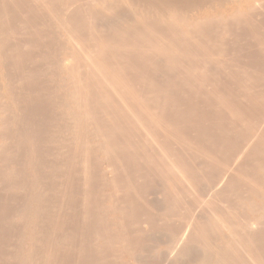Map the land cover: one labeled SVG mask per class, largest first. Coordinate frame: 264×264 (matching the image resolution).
<instances>
[{"label":"rangeland","instance_id":"1","mask_svg":"<svg viewBox=\"0 0 264 264\" xmlns=\"http://www.w3.org/2000/svg\"><path fill=\"white\" fill-rule=\"evenodd\" d=\"M117 1L0 0V264H264V0Z\"/></svg>","mask_w":264,"mask_h":264},{"label":"bare ground","instance_id":"2","mask_svg":"<svg viewBox=\"0 0 264 264\" xmlns=\"http://www.w3.org/2000/svg\"><path fill=\"white\" fill-rule=\"evenodd\" d=\"M35 1H36V0H35ZM58 1H59V0H58ZM83 1H84V0H83ZM100 1H101V0H100ZM116 1H117V0H116ZM129 1H130V0H129ZM131 1H132V0H131ZM153 1H154V0H153ZM48 2H50L49 5H51L52 1H48ZM55 2H56V1H55ZM55 2H54V3H55ZM77 2H78V0H77ZM91 2H92V1H91ZM94 2H95V1H94ZM103 2H104V1H103ZM105 2H106V1H105ZM117 2H118V1H117ZM121 2H122V1H121ZM145 2L148 3L147 1H145ZM151 2H152V1H151ZM155 2H156V0H155ZM82 3H83V2H82ZM85 3H86V1H85ZM107 3H108V1H107ZM107 3H106V4H107ZM109 3H110V2H109ZM109 3H108V4H109ZM111 3H113V1H111ZM135 3H136V2H135ZM46 4H48V3H46ZM67 4H69V3H67ZM67 4L65 5V7L63 6L64 9L66 8V6H69V5H67ZM70 4H75V1L72 2V3H70ZM78 4H79V3H78ZM104 4H105V3H104ZM255 4H256V3H255ZM255 4H254V5H255ZM53 5H55V4H53ZM53 5H52V6H53ZM56 5H58V4H56ZM79 5H80V4H79ZM118 5H120V3H118ZM125 5H126V3H125ZM133 5H134V4H133ZM71 6H72V5H71ZM71 6H70V8H72ZM77 6H78V5H77ZM106 6H107V5H106ZM109 6H110L109 8H111L113 5L111 6V5L109 4ZM257 6H258V5H257ZM257 6H256V7H257ZM50 7H51V6H50ZM75 7H76V6H75ZM114 7H115V6H114ZM116 7H118V6H116ZM136 7H137V6H136ZM149 7H150V6H149ZM212 7H213V5H212ZM254 7H255V6H254ZM70 8H69V9H70ZM78 8H79V7H78ZM123 8H124V4H123ZM66 9H67V11L69 12L68 7H67ZM72 9H73V8H72ZM106 9H107V8H106ZM111 9H113V8H111ZM117 9H118V8H117ZM51 10H52V9H51ZM55 10H56V9H55ZM70 10H71V9H70ZM75 10H76V9H75ZM128 10H129V9H128ZM143 10H144V9H143ZM148 10H149V9H148ZM156 10H157V9H156ZM53 11H54V10H53ZM53 11H52V12H53ZM65 11H66V10H65ZM115 11H116V10H115ZM115 11H114V12H115ZM152 11H154V10H152ZM50 12H51V11H50ZM124 12H125V11H124ZM154 12H156V11H154ZM160 12H162V11H160ZM57 13H58V10H57ZM100 13H101V12H99V14H100ZM156 13H157V12H156ZM59 14H60V13H59ZM115 14H116V13H115ZM128 14H129V13H128ZM148 14H149V13H148ZM157 14H158V13H157ZM187 14H188V13H187ZM69 15H70V14H69ZM69 15H68V16H69ZM101 15H102V14H101ZM121 15H122V14H121ZM126 15H127V14H126ZM138 15H139V14H138ZM154 15H155V14H154ZM163 15H164V13H163ZM175 15H176V14H175ZM59 16H60V15H59ZM68 16H67V18H68ZM96 16H97V15H96ZM116 16H117V14H116ZM123 16H124V15H123ZM127 16H128V15H127ZM144 16H145V15H144ZM144 16H143V17H144ZM177 16H178V15H177ZM177 16H175V17H177ZM179 16H181V15H179ZM219 16H220V14H219ZM143 17H142V18H143ZM149 17H150V16H149ZM149 17H148V18H149ZM170 17H171V16H170ZM182 17H183V15H182ZM186 17H187V16H186ZM220 17H221V16H220ZM222 17H223V16H222ZM236 17H237V16H236ZM239 17H240V16H239ZM239 17H238V19H239ZM0 18H1V17H0ZM70 18H71V16H70ZM121 18H122V17H121ZM144 18H145V17H144ZM146 18H147V17H146ZM146 18H145V19H146ZM180 18H181V17H180ZM62 19H63V18H62ZM152 19H154V18L152 17ZM152 19H151V20H152ZM178 19H179V18H178ZM181 19H184V17L181 18ZM216 19H217V18H216ZM240 19H242V18H240ZM67 20H69V19H67ZM118 20H119V19H118ZM146 20H147V19H146ZM151 20H150V21H151ZM170 20H172V22H171L172 25H174V24L176 23V22L174 21L173 17H172V19H170ZM184 20H186V19H184ZM212 20H213V18H212ZM212 20H211V22H212ZM221 20H222V19H221ZM144 21H145V20H144ZM148 21H149V20H148ZM199 21H200V20H199ZM70 22H71V21H70ZM155 22H156V21H155ZM173 22H174V23H173ZM196 22H197V21H196ZM204 22H205V21H203V23H204ZM208 22H209V21H208ZM157 23H158V22H157ZM171 23H170V24H171ZM185 23H186V22H185ZM203 23H202V25H203ZM209 23H210V22H209ZM0 24H1V23H0ZM2 24H3V23H2ZM67 24H68V23H67ZM135 24H136V23H135ZM152 24H153V23H152ZM154 24H156V23H154ZM194 24H195V23H194ZM63 25H64V24H63ZM71 25H73V24H70V26H71ZM75 25H76V23H75ZM65 26H66V24H65ZM140 26H141V24H140ZM168 26H169V25H168ZM175 26H177V25H175ZM175 26H174V27H175ZM193 26H194V25H193ZM198 26H200V25H198ZM0 27H1V25H0ZM53 27H54V26H53ZM138 27H139V26H138ZM150 27H151V26H150ZM163 27H164V26H163ZM178 27H179V26H178ZM195 27H196V26H195ZM54 28H55V27H54ZM71 28H73L74 32H76V30H75L74 27H71ZM143 28H144V27H143ZM152 28H153V27H152ZM155 28H156V26H155ZM192 28H194V27H192ZM199 28H200V27H199ZM65 29H66V28H65ZM67 29H68V27H67ZM145 29H146V28H145ZM153 29H154V28H153ZM179 29H180V28H179ZM189 29H190V28H189ZM196 29H197V28H196ZM0 30H2V29H0ZM71 30H72V29H71ZM139 30H140V29H139ZM166 30H167V29H166ZM4 31H6V30L4 29ZM133 31H134V30H133ZM145 31L147 32V30H145ZM168 31H169V30H168ZM2 32H3V31H2ZM6 32H7V31H6ZM128 32H129V29H128ZM177 32H178V31H177ZM180 32H181V31H180ZM152 33H153V32H152ZM169 33H170V32H169ZM60 34H61V33H60ZM129 34H130V33H129ZM173 34H175V33H173ZM143 35H144V34H143ZM143 35H142V36H143ZM150 35H151V34H150ZM176 35H177V34H176ZM182 35H183V34H182ZM69 36H70V35H69ZM71 37H72V35H71ZM73 37H74V36H73ZM142 38H143V37H142ZM65 39H66V38H65ZM75 39H76V38H75ZM78 39H79V38H78ZM74 41H75V40H74ZM74 46H76V45H73V46H72V49H73ZM62 47H63V46H62ZM67 47H68V46H67ZM69 48H70V47H69ZM75 48H76V47H75ZM158 48L161 49V47H158ZM76 49H77V48H76ZM77 50H78V49H77ZM86 50H87V49H86ZM115 50H116V49H115ZM156 50H157V49H156ZM161 50H162V49H161ZM73 51H74V50H73ZM116 51H117V50H116ZM158 51H159V50H158ZM91 52H92V50H91ZM122 52H123V51H122ZM159 52H160V51H159ZM72 53H73V52H72ZM112 53H114V51H113ZM116 53H117V52H116ZM123 53H124V52H123ZM73 54H75V53H73ZM88 54L90 55V53H88ZM92 54H93V53H92ZM92 54H91V55H92ZM95 54H97V53H95ZM77 55H78V54H77ZM121 55H122V53H121ZM72 56H73V55H72ZM97 56H98V55H97ZM102 56H103V58H104V55H102ZM102 56H101V57H102ZM113 56H114V55H113ZM119 56H120V55H119ZM119 56H118V57H119ZM73 57H74V56H73ZM73 57H72V58H73ZM75 57H76V56H75ZM88 57H89V56H88ZM88 57H87V58H88ZM116 57H117V56H115V58H116ZM91 58H92V57H91ZM88 59H89V58H88ZM93 59H94V58H93ZM101 59H102V58H101ZM101 59H100V60H101ZM118 59H119V58H118ZM72 60H73V59H72ZM84 60H85V59H84ZM102 60H103V59H102ZM58 61H59V59H58ZM74 61H75V60H74ZM77 61H78V60H77ZM93 61H94V60H93ZM84 62H85V61H84ZM104 62H105V61H104ZM140 62H141V61H140ZM142 62H143V61H142ZM81 63H82V62H81ZM87 63H88V62H87ZM87 63H86V64H87ZM89 63H90V62H89ZM89 63H88V64H89ZM105 63H106V62H105ZM111 63H112V62H111ZM123 63H124V62H123ZM147 63H148V62H147ZM156 63H157V62H156ZM79 64H80V63H79ZM79 64H78V65H79ZM88 64H87V65H88ZM109 64H110V63H109ZM109 64H108V65H109ZM128 64H129V63H128ZM145 64H146V63H145ZM149 64H150V63H149ZM56 65H57V64H56ZM71 65H72V63H71ZM71 65H69V66H71ZM78 65H77V66H78ZM89 65H90V64H89ZM98 65H99V63H98ZM106 65H107V64H106ZM111 65H112V64H111ZM117 65H118V64H117ZM131 65H132V64H131ZM133 65H134V64H133ZM133 65H132V66H133ZM83 66H84V65H83ZM83 66H82V67H83ZM99 66H101V65H99ZM99 66H98V67H99ZM121 66H122V65H121ZM126 66H127V65H126ZM154 66H156V64H155ZM158 66H159V65H158ZM158 66H157V67H158ZM71 67H72V66H71ZM75 67H76V66H75ZM80 67H81V66H80ZM84 67H85V66H84ZM69 68H70V67H69ZM73 68H74V67H73ZM78 68H79V67H78ZM88 68H89V66H88ZM101 68H102V67H101ZM101 68H100V69H101ZM132 68H133V67H132ZM132 68H131V69H132ZM148 68H149V67H148ZM82 69H83V68H82ZM93 69H94V68H93ZM74 70H75V69H74ZM83 70H84V69H83ZM83 70H82V71H83ZM89 70H90V69H89ZM97 70H98V69H97ZM75 71H76V70H75ZM75 71H74V72H75ZM80 71H81V70H80ZM91 71H92V70H90V72H91ZM127 71H129V70H127ZM60 72H61V71H60ZM72 72H73V71H72ZM84 72H86V71H84ZM95 72H97L96 69H95V71L92 72V73L94 74ZM98 72L100 73V70H99ZM104 72H105V70L103 69V73H104ZM117 72H118V71L115 70V73H117ZM154 72H155V71H154ZM105 73H106V72H105ZM105 73H104V74H105ZM122 73H123V72H122ZM76 74H77V73H76ZM95 74H96V73H95ZM97 74H98V73H97ZM97 74H96V75H97ZM127 74H129V73H127ZM90 75H92V74L90 73ZM113 75H114V74H113ZM92 76H93V75H92ZM94 76H95V75H94ZM105 76H106V74H105ZM120 76H121V75H120ZM139 76L141 77V75H139ZM142 76H143V75H142ZM122 77L124 78V76H122ZM122 77H121V78H122ZM76 78H77V77H76ZM78 78H80V76H79ZM84 78H85V77H84ZM92 78H93V77H92ZM109 78H111V77H109ZM138 78H139V77H138ZM128 79H129V78H128ZM128 79H127V80H128ZM11 80H12V79H11ZM74 80H75V79H74ZM77 80H78V79H77ZM110 80H111V79H110ZM110 80H109V81H110ZM140 80H142V79H140ZM143 80H144V78H143ZM79 81H80V80H79ZM113 81H114V80H112V82H113ZM125 81H126V77H125ZM70 82H71V81H70ZM90 82H91V81H90ZM92 82H94V80H93ZM92 82H91V83H92ZM100 82H101V81H100ZM100 82H99V83H100ZM120 82H121V81H120ZM128 82H129V81H128ZM72 83H73V82H72ZM80 83H81V82H80ZM102 83H103V82H102ZM110 83H111V81H110ZM121 83H122V82H121ZM123 83H125V82L123 81ZM126 83H127V82H126ZM13 84H14V83H13ZM112 84H113V83H112ZM130 84H131V82H130ZM10 85H11V84H10ZM73 85H74V84H73ZM82 85H83V83H82ZM90 85H91V84H89V86H90ZM96 85H97V84H96ZM102 85H103V84H102ZM132 85H133V84H132ZM134 85H135V83H134ZM134 85H133V86H134ZM136 85H137V84H136ZM93 86H95V85H93ZM114 86L117 88L116 85H114ZM127 86H128V84H127ZM76 87H77V86H76ZM84 87H85V86H84ZM118 87H119V86H118ZM121 87L123 88V86H121ZM124 87H125V86H124ZM128 87L130 88V85H129ZM77 88H78V87H77ZM88 88H89V87H88ZM88 88H87V90H89ZM93 88H94V87H93ZM93 88H92V89H93ZM95 88H97V86H96ZM100 88H101V87H100ZM136 88H137V87H136ZM138 88H139V87H138ZM13 89H14V88H13ZM13 89H12V90H13ZM120 90H121V89H120ZM138 90H139V89H138ZM152 90H153V88H152ZM76 91H77V90H76ZM131 91H132V87H131ZM14 92H15V91H14ZM74 92H75V91H74ZM119 92H120V91H119ZM133 92H134V90H133ZM136 92H137V91H136ZM141 92H142V91H141ZM77 93H78V91H77ZM143 93H144V92H143ZM95 94H96V93H95ZM98 94H99V93H98ZM103 94H104V93H103ZM119 94H120V93H119ZM136 94L138 95V93H136ZM144 94H145V93H144ZM14 95H15V94H14ZM74 95H75V94H74ZM80 95H81V93H80ZM90 95H91V94H90ZM16 96H17V95H16ZM21 96H22V95H21ZM67 96H68V95H67ZM77 96H78V95H76V96L73 97L74 101H75L77 98L80 97V96H79V97H77ZM92 96H93V95H92ZM126 96H127V95H126ZM19 97H20V96H19ZM76 97H77V98H76ZM99 97H100V96H99ZM109 97H110V96H109ZM142 97H143V96H142ZM145 97H146V96H145ZM145 97H144V100L146 101ZM82 98H83V97H82ZM123 98H124V97H123ZM123 98H122V100H123ZM128 98H129V97H128ZM138 98H139V97H138ZM23 99H24V98H23ZM23 99H22V100H23ZM104 100H105V99H104ZM109 100H110V99H109ZM113 100H114V99H113ZM126 100H127V99H126ZM126 100H125V101H126ZM25 101H26V99H25ZM77 101H79V100H77ZM77 101H76V102H77ZM127 101H128V100H127ZM129 101H130V100H129ZM26 102H27V101H26ZM2 103H3V102H2ZM16 103H18V102H16ZM78 103H79L80 105H77V106H76L75 104H74V105L79 109L80 106L82 107V105H83L82 103H83V102L80 103V101H79ZM18 104H19V103H18ZM22 104H23V103H22ZM26 104H27V103H26ZM81 104H82V105H81ZM128 104H130V103H128ZM132 104H133V103H132ZM137 104H138V102H137ZM140 104H141V103H140ZM142 104H143V103H142ZM142 104H141V105H142ZM146 104H147V103H146ZM74 105H73V106H74ZM87 105H89V104H87ZM87 105H86V106H87ZM102 105L104 106L103 103H102ZM134 105H135V104H134ZM78 106H79V107H78ZM95 106H96V105H95ZM99 106H100V105H99ZM118 106H119V105H118ZM132 106H133V105H132ZM145 106H147V105H145ZM5 107H6V106H5ZM17 107H18V105H17ZM19 107H21V106H19ZM87 107H88V106H87ZM100 107H102V106H100ZM104 107H105V106H104ZM133 107H134V106H133ZM6 108H7V107H6ZM21 108H23V107H21ZM89 108H90V106H89ZM131 108H132V107H131ZM136 108H138V107H136ZM123 109H124V107H123ZM19 110H20V109H19ZM88 110H89V109H88ZM88 110H87V111H88ZM94 110H95V107H94ZM94 110L92 111V109H91L92 112H94ZM106 110H107V109H106ZM136 110H137V109H136ZM138 110H139V109H138ZM21 111H22V110H21ZM87 111H85V112H87ZM89 111H90V110H89ZM112 111H114V110H112ZM19 112H20V111H19ZM71 112H72V111H71ZM71 112H70V113H71ZM74 112H75V111H74ZM108 112H109V110H108L106 113H108ZM127 112H128V111H127ZM94 113H96V112H94ZM110 113H111V112H110ZM114 113H115V112H114ZM137 113H139V112H137ZM148 113H149V112H148ZM148 113H147V114H148ZM150 113H151V110H150ZM17 114H18V111H17ZM123 114H124V113H123ZM143 114H144V113H143ZM154 114H155V113H154ZM10 115H11V114H10ZM74 115H75V114H73V116H74ZM89 115H90V114H89ZM127 115H128V114H127ZM137 115H138V114H137ZM144 115H145V114H144ZM17 116H19V115H17ZM84 116H85V114L83 115V117H84ZM86 116H88V115H86ZM95 116H96V115H95ZM122 116H123V115H122ZM140 116H141V113H140ZM145 116H146V115H145ZM0 117H1V116H0ZM11 117H12V115H11ZM19 117H20V116H19ZM71 117H72V116H71ZM80 117L82 118V115H81ZM90 117H91V116H90ZM90 117H89V118H90ZM93 117H94V116H93ZM112 117H113V116H112ZM112 117H111V118H112ZM146 117H147V116H146ZM2 118H3V116H2ZM2 118H0V119H2ZM6 118H7V117H6ZM6 118H5V122H6ZM8 118H9V115H8ZM17 118H18V117H17ZM62 118H63V117H62ZM64 118H65V117H64ZM81 118H80V119H81ZM85 118H86V117H84V119H85ZM119 118H120V117H119ZM122 118H123V117H122ZM142 118H144V117H142ZM18 119H19V118H18ZM78 119H79V118H78ZM92 119H93V118H92ZM92 119L90 118L91 121H89V122H92ZM105 119H106V118H105ZM130 119H131V118H130ZM130 119H129V120H130ZM147 119H148V117H147ZM147 119H146V120H147ZM157 119H158V118H157ZM94 120L96 121V118H95ZM110 120H111V119H110ZM121 120H122V119H121ZM131 120H132V119H131ZM141 121H142V120H141ZM7 122H8V121H7ZM21 122H22V121H21ZM100 122H101V119H100ZM113 122H114V121H113ZM121 122H122V121H121ZM126 122H127V121H126ZM150 122H151V121H150ZM23 123H24V122H23ZM92 123H94V121H93ZM98 123H99V121L97 122V125H98ZM114 123H115V122H114ZM118 123H119V122H118ZM118 123H117V124H118ZM127 123H128V122H127ZM72 124H73V123H72ZM75 124H76V123H75ZM90 124H91V123H90ZM101 124H103V123H101ZM115 124H116V123H115ZM125 124H126V123H125ZM128 124H129V123H128ZM137 124H138V123H137ZM145 124H146V123H145ZM10 125H11V124H10ZM10 125H9V126H10ZM63 125H64V124H63ZM68 125H69V124H68ZM87 125H88V124H87ZM113 125H114V124H113ZM118 125H119V124H118ZM123 125H124V124H123ZM9 126H8V127H9ZM84 126H85V125H84ZM100 126H101V125H100ZM115 126H116V125H115ZM119 126H120V125H119ZM127 126H128V125H127ZM132 126H133V125H132ZM135 126H136V125H135ZM137 126H138V125H137ZM149 126H150V125H149ZM0 127H1V126H0ZM3 127H4V126H3ZM8 127H6V128H8ZM61 127L63 128L64 126H61ZM91 127H92V126H91ZM28 128H29V127H28ZM74 128H75V126H74ZM89 128H90V127H89ZM121 128H122V127H121ZM130 128H131V127H130ZM138 128H139V127H138ZM19 129H20V128H19ZM19 129H17V130H19ZM68 129H69V128H68ZM84 129H85V128H84ZM93 129H94V128H93ZM112 129H113V128H112ZM127 129H128V128H127ZM131 129H133V128H131ZM0 130H1V128H0ZM12 130H13V129H12ZM63 130H64V129H63ZM66 130H67V128H66ZM76 130H77V129H76ZM97 130H99V129L97 128ZM139 130H140V129H139ZM10 131H11V130H10ZM102 131H103V130H102ZM114 131H116V130H114ZM125 131H126V130H125ZM92 132H93V130H92ZM95 132H96V131H95ZM103 132H104V131H103ZM138 132H139V131H138ZM4 133H5V132H4ZM11 133H12V132H11ZM112 133H113V132H112ZM0 134H3V133L1 132ZM56 134H57V133H55V136H56ZM94 134H95V133H94ZM96 134H98V132H97ZM102 134H103V133H101V135H102ZM7 135H8V134H7ZM12 135H13V134H12ZM15 135H16V134H15ZM19 135H20V134H19ZM19 135H18V136H19ZM90 135H91V134H90ZM105 135H107V133H106ZM109 135H111V134H109ZM123 135H124V134H123ZM9 136H10V133H9ZM72 136H73V135H72ZM72 136H71V137H72ZM107 136H108V135H107ZM111 136H112V135H111ZM145 136H146V135H145ZM15 137H16V136H15ZM30 137L33 138V136H30ZM102 137H103V135H102ZM83 138H84V137H83ZM85 138H87V137H85ZM85 138H84V139H85ZM105 138H106V137H105ZM117 138H118V137H117ZM117 138H116V139H117ZM52 140H53V139H52ZM61 140H62V139H61ZM34 141H35V140H34ZM55 141H56V140H55ZM57 141H58V140H57ZM113 141H114V140H113ZM23 142H25V141H23ZM49 142H50V141H49ZM108 142H111L110 139H108ZM14 143H15V142H14ZM14 143H13V144H14ZM16 143H17V142H16ZM16 143H15V144H16ZM29 143H30V142H29ZM73 143H74V142H73ZM83 143H84V142H83ZM85 143H86V142H85ZM88 143H89V142H88ZM100 143H101V142H100ZM119 143H120V142H119ZM8 144H9V143H8ZM10 144H11V143H10ZM98 144H99V143H98ZM117 144H118V143H117ZM6 145H7V144H6ZM21 145H22V143H21ZM86 145H87V144H86ZM119 145H120V144H119ZM126 145H127V144H126ZM9 146H10V145H9ZM35 146H37V145H35ZM40 146H41V145H40ZM49 146H50V145H49ZM56 146H57V145H56ZM90 146H91V145H90ZM103 146H104V145H103ZM111 146H112V145H111ZM2 147H3V146H2ZM2 147H0V149H1ZM7 147H8V146H7ZM7 147H5V148H7ZM16 147H17V146H16ZM38 147H39V145H38ZM38 147H35V148H37V150H39ZM60 147H61V145H60ZM85 147H86V146H85ZM95 147H96V145H95ZM105 147H106V146H105ZM112 147H113V146H112ZM112 147H111V149H112ZM9 148H10V147H9ZM53 148H54V145H53ZM56 148H57V147H56ZM62 148H63V147H62ZM71 148H72V147H71ZM100 148H101V147H100ZM102 148H104V147H102ZM102 148H101V149H102ZM118 148H119V147H118ZM58 149H59V148H58ZM60 149H61V148H60ZM11 150H12V149H11ZM37 150H34V151L36 152ZM51 150H52V149H51ZM82 150H84V149L82 148ZM112 150H113V149H112ZM114 150H115V149H114ZM119 150H121V149H119ZM0 151H1V150H0ZM6 151H7V150H6ZM6 151H5V152H6ZM27 151H28V150H27ZM39 151H40V150H39ZM52 151H53V150H52ZM87 151H88V150H87ZM107 151H108V150H107ZM110 151H111V150H110ZM116 151H117V150H116ZM237 151H238V150H237ZM10 152H12V151H10ZM37 152H38V151H37ZM46 152H47V151H46ZM59 152H60V151H59ZM90 152H91V151H90ZM90 152H89V153H90ZM121 152H122V151H121ZM238 152H240V151H238ZM238 152H237V153H238ZM1 153H2V152H1ZM13 153H14V152H13ZM39 153H40V152H39ZM49 153H50V152H49ZM53 153H54V152H53ZM60 153H61V152H60ZM62 153H63V152H62ZM80 153H81V152H80ZM89 153H88V154H89ZM91 153H92V152H91ZM111 153H112V152H111ZM54 154H55V153H54ZM82 154H83V153H82ZM92 154H93V153H92ZM114 154H115V152H114ZM3 155H4V154H3ZM13 155H14V154H13ZM37 155H40V154H37ZM55 155H56V154H55ZM58 155H59V154H58ZM58 155H57V156H58ZM68 155H69V154H68ZM9 156H11V155H9ZM69 156H70V155H69ZM73 156H74V155H73ZM84 156H85V155H84ZM115 156H116V155H115ZM237 156H238V155H237ZM242 156H243V155H242ZM11 157H12V156H11ZM14 157L16 158V156H14ZM80 157H81V156H80ZM89 157H90V156H89ZM89 157H87V158H89ZM91 157H92V156H91ZM94 157H95V156H94ZM108 157H109V156H108ZM108 157H107V159H108ZM240 157H241V156H240ZM35 158H36V157H35ZM40 158H41V157H40ZM55 158H56V156H55ZM55 158H53V160H54ZM83 158H84V157H83ZM83 158H80V160H81V159L83 160ZM8 159H9V158H8ZM10 159H12V158H10ZM37 159H39V158L37 157ZM109 159H110V158H109ZM117 159H118V158H117ZM236 159H237V157H236ZM57 160H58V159H57ZM62 160H63V159H62ZM64 160H65V158H64ZM80 160H79V161H80ZM82 160H81V161H82ZM100 160H101V159H100ZM234 160H235V159H234ZM77 161H78V160H77ZM79 161H78V162H79ZM117 161H118V160H117ZM6 162H8V161H6ZM10 162H11V160H10ZM62 162H63V161H62ZM82 162H83V161H82ZM85 162H86V161H85ZM85 162H84L83 165H85ZM90 162H91V161H89L88 163H90ZM115 162H116V161H115ZM236 162H237V161H236ZM41 163H43V162H41ZM56 163H57V162H56ZM80 163H81V162H80ZM37 164H39V163H37ZM81 164H82V163H81ZM100 164H102V163H100ZM110 164H111V163H110ZM69 165H70V164H69ZM39 166H40V165H39ZM61 166H63V165H61ZM70 166H71V165H70ZM94 166H95V164H94ZM65 167L68 168V166H65ZM81 169H83V167H82ZM88 169H89V168H88ZM95 169H96V168H95ZM50 170H52V168H51ZM69 170H70V167H69ZM75 170H76V168H75ZM85 170H86V168H85ZM39 171H40V170H39ZM54 171H55V170H54ZM54 171H53V172H54ZM45 173H46V172H45ZM86 173H87V172H86ZM226 173H227V172H226ZM51 174H53V173H51ZM224 174H225V173H224ZM224 174H223V177L225 176ZM41 175H42V174H41ZM86 175H88V174H86ZM90 175H91V174H90ZM218 175H219V174H218ZM226 175H227V174H226ZM43 176H44V175H43ZM219 176H220V175H219ZM221 176H222V175H221ZM35 177H36V176H35ZM54 177H55V176H54ZM43 179H44V178H43ZM87 179H88V178H87ZM225 179H226V178H225ZM213 180H214V179H213ZM223 181H224V180H223ZM223 181H222V182H223ZM39 182H41V181H39ZM222 182H221V183H222ZM212 183H213V181H212ZM37 184H38V183H37ZM42 184H43V182H42ZM210 184H211V183H210ZM219 184H220V183H219ZM39 185H40V184H39ZM212 185H213V184H212ZM212 188H213V187H212ZM212 188H211V189H212ZM214 188H215V187H214ZM45 189H46V188H45ZM45 189H43V190H45ZM216 189H217V186H216ZM47 191H48V190H47ZM212 191H213V190H212ZM45 192H46V191H45ZM48 193H49V192H48ZM48 193H47V194H48ZM49 195H51V194H49ZM57 198H58V197H57ZM59 198H60V197H59ZM41 200H42V199H41ZM60 200H61V198H60ZM44 202H45V201H44ZM59 202H60V201H59ZM45 203H46V202H45ZM53 203H54V202H53ZM60 203H62V202H60ZM57 204H59V203L57 202ZM42 205H43V204H42ZM45 205H46V204H45ZM52 206H53V205H52ZM54 206H55V203H54ZM249 208H250V207H249ZM254 208H255V207H254ZM258 209H259V208H258ZM260 209H261V208H260ZM42 210H43V209H42ZM56 210H57V209H56ZM253 210L256 211L255 209H253ZM48 211H49V209H48ZM40 212H41V211H40ZM45 212H46V211H45ZM45 212H44V214H46ZM44 214H43V215H44ZM56 214H57V213H56ZM37 215H38V214H37ZM46 215H47V214H46ZM40 216H41V215H40ZM37 217H38V216H37ZM41 217H42V216H41ZM43 217H44V216H43ZM43 217H42V218H43ZM49 217H51V216H49ZM49 217H48V218H49ZM262 217H263V216H262ZM38 218H39V217H38ZM39 220H40V219H39ZM54 222H55V221H54ZM240 223H241V222H240ZM246 224H247V223H246ZM227 225H228V224H227ZM46 228H47V227H46ZM244 228H245V227H244ZM44 229H45V228H44ZM49 229H50V228H49ZM45 232H46V231H45ZM47 232H48V231H47ZM51 233H52V232H51ZM44 235H46V234L44 233ZM34 236H35V235H34ZM39 236H40V235H39ZM46 237H48V235H47ZM49 237H50V236H49ZM51 238H52V237H51ZM39 239H40V238H39ZM43 240H44V239H43ZM39 241H40V240H39ZM44 242H45V241H44ZM47 244H48V243H47ZM35 247H36V246H35ZM42 248H43V247H42ZM34 253H35V252H34ZM37 256H38V255H37ZM21 262H22V261H21Z\"/></svg>","mask_w":264,"mask_h":264}]
</instances>
